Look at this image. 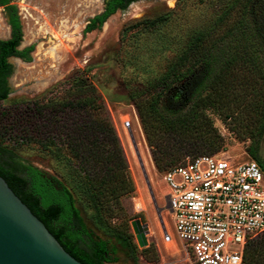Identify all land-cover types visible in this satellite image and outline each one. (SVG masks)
Instances as JSON below:
<instances>
[{
    "label": "trees",
    "instance_id": "obj_1",
    "mask_svg": "<svg viewBox=\"0 0 264 264\" xmlns=\"http://www.w3.org/2000/svg\"><path fill=\"white\" fill-rule=\"evenodd\" d=\"M135 0H108L100 15L86 30L102 26L118 9ZM251 0H233L228 13L238 9L240 15L212 41L213 27L190 35L161 73L146 75L137 85L126 87L127 97L136 109L145 139L151 150L154 168L162 173L200 155H215L223 149L222 138L213 128L206 111L220 110L229 118L226 102L221 100L225 77L243 66L258 79L261 102L253 122V139L247 155L264 171L261 148L264 143V13L258 24L249 16ZM264 7V0L261 1ZM9 0L0 6L9 10L11 36L0 40V102L8 100L7 79L11 75L10 57L30 61L33 46L18 50L22 32L15 8ZM165 15L132 22L125 30L152 31L166 21ZM168 43V44H167ZM159 42V50L168 51L169 41ZM201 76H197L198 70ZM78 74V73H77ZM54 85L33 98L9 102L0 111V177L59 242L81 264H112L116 250L132 256L157 261L152 246L140 251L123 220L122 200L134 192L128 164L107 113L103 96L91 85L78 86L68 97H48L61 86L73 87L81 75ZM146 74V73H145ZM227 113V114H226ZM9 145H38L63 162L66 187L59 179L48 177L30 164L22 162ZM179 145L178 153L167 151ZM66 151V154H62ZM83 204V218L76 200ZM136 217H131L133 220ZM90 225V226H88ZM96 234L99 236L97 238ZM101 237V238H100ZM242 264H264V234L247 243Z\"/></svg>",
    "mask_w": 264,
    "mask_h": 264
},
{
    "label": "rangeland",
    "instance_id": "obj_2",
    "mask_svg": "<svg viewBox=\"0 0 264 264\" xmlns=\"http://www.w3.org/2000/svg\"><path fill=\"white\" fill-rule=\"evenodd\" d=\"M107 1L9 0L8 6L15 8L21 25L22 38L18 50L30 46H33V50L29 54L30 61L18 57L8 59L12 65L11 75L7 79L8 100L0 102V111L9 102L33 98L77 73L81 75L82 80L76 81L73 87H69L71 84L61 86L48 97H68L83 84L91 85L103 96L134 184V192L122 200L125 217L114 218L112 224L116 226L126 221L138 251L142 247L138 244L132 224L139 221L140 226H147L146 247L152 246L157 254V261H146L144 257L134 261L132 256L116 250L113 257L116 260L112 264H189L175 233L172 217L165 208L168 189L162 182V171H157L152 165V148L147 144L136 109L126 96V87L131 82L137 85L146 75L163 72L176 50L187 42L191 34L204 28L210 29L219 18H223L220 27L212 28V41L220 38L224 29L240 13L238 9L228 13L233 0H135L125 9L116 10L102 26L87 31L90 21L103 12ZM261 1L251 0L248 3L249 16L257 26H260L258 19L264 13ZM160 15H165L167 20L152 31L125 30L134 21L154 19ZM10 36L9 11L0 6V40H7ZM163 40L171 45L168 51L159 50L158 44ZM200 72L199 69L196 75L201 76ZM249 72L243 66L234 67L218 89L221 100L226 102L229 118L224 120L225 115L220 110L206 111L213 128L222 138L224 147L220 152L238 163L250 160L246 152L256 137L253 122L258 116L257 106L263 98L257 77ZM126 122L129 123L127 129L123 126ZM129 132L137 146L156 206L161 209L160 220L172 239L173 244L169 247L163 242L157 211ZM7 146L13 147L22 162L37 167L48 177H55L69 187L64 173L67 167L64 168V163L49 151L33 144ZM165 149L176 154L179 145L171 147L166 144ZM75 200L88 224L83 204L77 198ZM138 215V218L129 220Z\"/></svg>",
    "mask_w": 264,
    "mask_h": 264
},
{
    "label": "built area",
    "instance_id": "obj_3",
    "mask_svg": "<svg viewBox=\"0 0 264 264\" xmlns=\"http://www.w3.org/2000/svg\"><path fill=\"white\" fill-rule=\"evenodd\" d=\"M162 182L165 208L189 264H242L247 243L264 234L261 167L221 152L200 155L162 173ZM159 227L163 242H172L162 220Z\"/></svg>",
    "mask_w": 264,
    "mask_h": 264
},
{
    "label": "water",
    "instance_id": "obj_4",
    "mask_svg": "<svg viewBox=\"0 0 264 264\" xmlns=\"http://www.w3.org/2000/svg\"><path fill=\"white\" fill-rule=\"evenodd\" d=\"M137 158L144 172L153 205L160 221L157 208L143 164L129 132ZM133 229L140 247L146 244L147 226L134 221ZM0 264H81L70 256L32 214L29 208L13 193L5 180L0 177Z\"/></svg>",
    "mask_w": 264,
    "mask_h": 264
},
{
    "label": "bare ground",
    "instance_id": "obj_5",
    "mask_svg": "<svg viewBox=\"0 0 264 264\" xmlns=\"http://www.w3.org/2000/svg\"><path fill=\"white\" fill-rule=\"evenodd\" d=\"M146 164V163H145ZM171 241L169 240L167 243H166V245L169 247L170 245H171ZM173 244V243H172Z\"/></svg>",
    "mask_w": 264,
    "mask_h": 264
},
{
    "label": "flooded vegetation",
    "instance_id": "obj_6",
    "mask_svg": "<svg viewBox=\"0 0 264 264\" xmlns=\"http://www.w3.org/2000/svg\"><path fill=\"white\" fill-rule=\"evenodd\" d=\"M7 11H9V10H7ZM9 20H10V16H9ZM264 149V143H263V145H262V148H261V151ZM261 154H262V152H261ZM155 200V199H154ZM156 203V202H155Z\"/></svg>",
    "mask_w": 264,
    "mask_h": 264
},
{
    "label": "crops",
    "instance_id": "obj_7",
    "mask_svg": "<svg viewBox=\"0 0 264 264\" xmlns=\"http://www.w3.org/2000/svg\"><path fill=\"white\" fill-rule=\"evenodd\" d=\"M151 158V157H150ZM151 162H152V160H151ZM152 165H153V163H152ZM154 167V166H153Z\"/></svg>",
    "mask_w": 264,
    "mask_h": 264
}]
</instances>
